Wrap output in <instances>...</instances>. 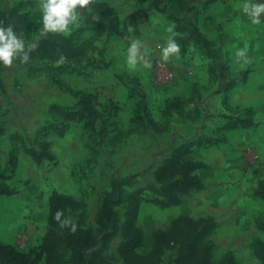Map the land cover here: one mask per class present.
I'll return each mask as SVG.
<instances>
[{"label":"rangeland","instance_id":"obj_1","mask_svg":"<svg viewBox=\"0 0 264 264\" xmlns=\"http://www.w3.org/2000/svg\"><path fill=\"white\" fill-rule=\"evenodd\" d=\"M207 1L91 0L87 8L78 6L70 31L45 33L42 0H0V27L11 26L29 55L27 61L0 62V190H9L0 194V242L39 251L48 233L49 196L57 191L75 199L66 218L93 240L81 263L60 243L62 264H176L179 243L155 244L154 237L169 230L172 215L185 206L154 203L165 184L155 172L176 146L190 143L185 158L199 163L195 173L204 174L205 183L185 205L208 216L203 220L211 230L202 243L209 245V264H264V135L254 138V154L239 153L242 167L234 179L216 183L207 176L218 169L215 161L234 156L214 150L213 137H227L233 116L245 119L243 125L251 117L241 103H229L230 92L205 98L217 90L210 84L220 53L218 44L195 39L197 13ZM169 38L180 52L167 61L189 65L193 73L156 87L151 67L127 63L128 49L140 41L137 56L149 61L152 46L161 55ZM41 41H47L41 49H29ZM70 50L77 55L69 56ZM257 109L253 129L260 134L264 104ZM200 131L215 136L194 138ZM203 161L210 166L203 168ZM132 195L139 205L131 225L142 241L125 252ZM105 200L115 222L102 226L98 215ZM36 264H44L43 256Z\"/></svg>","mask_w":264,"mask_h":264},{"label":"crops","instance_id":"obj_2","mask_svg":"<svg viewBox=\"0 0 264 264\" xmlns=\"http://www.w3.org/2000/svg\"><path fill=\"white\" fill-rule=\"evenodd\" d=\"M246 2L249 4L260 3L262 0H208L201 6L196 17V27L201 39L208 45L216 43L220 47L217 66L213 71V74L214 72L219 74L217 73V76L212 74L214 81L212 80L210 84V87H215L217 90L211 91L205 98L210 97L212 99L210 96L212 94L216 98L215 96L222 92L226 94L230 92L228 93L229 103H241L251 116L244 125L243 122L239 121L245 119L233 116L236 123H233L229 128H225L227 137H213L215 143L210 145H214V150L222 148L234 155L230 159L218 160L213 163L214 168L218 169L212 175L207 176H210L213 182L216 183L224 182L227 178L234 179L237 175L236 171L242 167L240 162H242L243 157L239 153L243 149L254 154V138L264 135V132L259 134L253 129L256 124L257 107L264 104V12L260 13L261 22L253 24L251 18L243 10ZM238 49H244L245 55L237 56L236 51ZM245 57H247V60ZM222 76L224 78H221ZM218 88L221 90L218 91ZM221 115L222 119L232 118L231 116ZM198 136L212 137L215 135L212 132L200 131L193 137L197 138ZM228 136H235L236 139L229 140ZM193 146L196 147L197 144ZM198 147L203 149L204 145L199 144ZM236 152L237 156L235 155ZM204 162H202L203 168L210 166ZM197 174L204 184L205 175ZM203 189L204 187L191 188L186 192H182L178 195V201L175 204L164 208L176 209L181 205L185 206L184 210L177 211L172 215V218L178 215H188L193 219L207 218V215L194 213L192 209H188L190 206L185 205L187 196L194 193L198 194Z\"/></svg>","mask_w":264,"mask_h":264},{"label":"trees","instance_id":"obj_3","mask_svg":"<svg viewBox=\"0 0 264 264\" xmlns=\"http://www.w3.org/2000/svg\"><path fill=\"white\" fill-rule=\"evenodd\" d=\"M194 31L195 39H200L196 24ZM45 43L47 41H41L35 50L41 49ZM75 55L77 53L70 50L69 56ZM79 103L81 102L79 101ZM87 110L89 114L95 115L94 109L88 108ZM190 150V143L176 146L157 168L155 179L165 182V184L158 191V196L153 199L154 203L166 207L175 204L180 193L186 192L191 188H200L201 181L195 173L199 163L185 158V155ZM175 176L177 179L173 180L172 178ZM7 193H9L7 189L0 190V194ZM130 200L132 203L131 209L124 223L125 242L123 251L125 252L138 247L142 241L140 232L131 225V220L137 213L139 201L134 195L131 196ZM75 203L76 201L72 196L53 191L49 196L48 233L44 237L39 251L29 250L22 252L9 243L0 242V261L13 264H36L37 260L43 256L44 264H62L61 258L56 252L59 244L62 243L71 249L73 259L77 263H81L83 261V250L93 242L90 232L77 223H74L76 225L75 231H71V224L61 228L59 222L53 219L55 212L60 209L64 214L60 219L65 220L66 210ZM203 219H193L188 215H178L171 221L169 230L159 231L155 234L154 242L155 244L178 242L179 251L175 258L176 264H209V245L202 243V240L210 232L211 228L210 224ZM98 221L102 226L115 222V213L107 200L101 206ZM61 231L62 235L59 236ZM261 255L264 261V251Z\"/></svg>","mask_w":264,"mask_h":264},{"label":"clouds","instance_id":"obj_4","mask_svg":"<svg viewBox=\"0 0 264 264\" xmlns=\"http://www.w3.org/2000/svg\"><path fill=\"white\" fill-rule=\"evenodd\" d=\"M91 3V0H42V24L43 31L47 32H67L70 31L69 25L77 21L79 14L78 6L80 9L87 8ZM243 10L251 18L253 24H259L260 13L264 12V0L260 3H245ZM169 31H172L170 28ZM29 49H34L35 44H30ZM142 47L140 41H133L128 49L127 63L130 66H136L137 62H141L144 67L150 68L151 63L144 56H137V52ZM25 42L22 37H18L13 31L11 26L4 28L0 27V62L5 65H10L13 59L20 57L21 59L27 61L29 55L24 51ZM180 45L175 39L169 38L166 41L165 46L161 47V55L164 61H167L170 57L174 55H179ZM237 56H244L245 50L238 49L236 51ZM247 60V57H245ZM64 215L63 211L58 209L53 219L59 222L61 228L66 227L71 224V231H75L76 225L72 223L69 218L61 220L60 217Z\"/></svg>","mask_w":264,"mask_h":264},{"label":"built area","instance_id":"obj_5","mask_svg":"<svg viewBox=\"0 0 264 264\" xmlns=\"http://www.w3.org/2000/svg\"><path fill=\"white\" fill-rule=\"evenodd\" d=\"M158 46L153 45L148 59L151 63L150 80L156 87H165L170 85L179 75L189 76L193 73L191 66L186 65L178 68L168 61H164L157 51Z\"/></svg>","mask_w":264,"mask_h":264}]
</instances>
